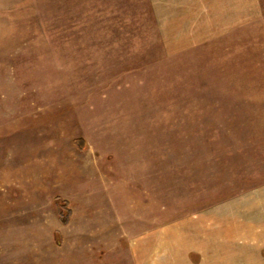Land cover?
<instances>
[{"label":"rangeland","instance_id":"rangeland-1","mask_svg":"<svg viewBox=\"0 0 264 264\" xmlns=\"http://www.w3.org/2000/svg\"><path fill=\"white\" fill-rule=\"evenodd\" d=\"M0 264H264V0H0Z\"/></svg>","mask_w":264,"mask_h":264},{"label":"trees","instance_id":"trees-1","mask_svg":"<svg viewBox=\"0 0 264 264\" xmlns=\"http://www.w3.org/2000/svg\"><path fill=\"white\" fill-rule=\"evenodd\" d=\"M75 143H77L80 147H83V140L82 139H75ZM56 206L58 208V214L60 216V219L62 223L66 224L68 222V218L70 216V209L68 206V202L66 200H63L60 197H56ZM56 238L58 240V244H61L62 242V236L59 231H56Z\"/></svg>","mask_w":264,"mask_h":264}]
</instances>
